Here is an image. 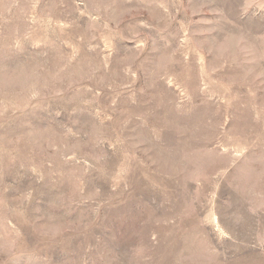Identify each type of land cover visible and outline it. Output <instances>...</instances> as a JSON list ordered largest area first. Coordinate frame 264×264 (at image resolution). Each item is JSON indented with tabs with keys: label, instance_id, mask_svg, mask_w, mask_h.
<instances>
[{
	"label": "rangeland",
	"instance_id": "obj_1",
	"mask_svg": "<svg viewBox=\"0 0 264 264\" xmlns=\"http://www.w3.org/2000/svg\"><path fill=\"white\" fill-rule=\"evenodd\" d=\"M0 264H264V0H0Z\"/></svg>",
	"mask_w": 264,
	"mask_h": 264
}]
</instances>
